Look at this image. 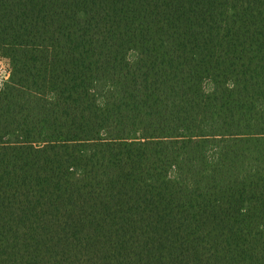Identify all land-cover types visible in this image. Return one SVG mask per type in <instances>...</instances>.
<instances>
[{"label": "trees", "instance_id": "16d2710c", "mask_svg": "<svg viewBox=\"0 0 264 264\" xmlns=\"http://www.w3.org/2000/svg\"><path fill=\"white\" fill-rule=\"evenodd\" d=\"M0 264H264V0H0Z\"/></svg>", "mask_w": 264, "mask_h": 264}, {"label": "rangeland", "instance_id": "374dc122", "mask_svg": "<svg viewBox=\"0 0 264 264\" xmlns=\"http://www.w3.org/2000/svg\"><path fill=\"white\" fill-rule=\"evenodd\" d=\"M10 69V65L8 63V60L3 58V57H0V76L3 74H7L8 70Z\"/></svg>", "mask_w": 264, "mask_h": 264}]
</instances>
